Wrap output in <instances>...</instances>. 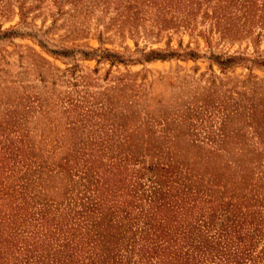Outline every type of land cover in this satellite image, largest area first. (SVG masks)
Listing matches in <instances>:
<instances>
[{
  "label": "rangeland",
  "instance_id": "rangeland-1",
  "mask_svg": "<svg viewBox=\"0 0 264 264\" xmlns=\"http://www.w3.org/2000/svg\"><path fill=\"white\" fill-rule=\"evenodd\" d=\"M263 261L264 0H0V264Z\"/></svg>",
  "mask_w": 264,
  "mask_h": 264
},
{
  "label": "trees",
  "instance_id": "trees-1",
  "mask_svg": "<svg viewBox=\"0 0 264 264\" xmlns=\"http://www.w3.org/2000/svg\"><path fill=\"white\" fill-rule=\"evenodd\" d=\"M18 141H19V140H18ZM18 148H19V147H18ZM18 148H17V149H18ZM12 151H13V149H12ZM11 154H12V156H13L14 152H11ZM19 162H20V161H19ZM21 162H22V161H21ZM246 264H247V263H246ZM250 264H264V261H263V262H259V263H252V262H251Z\"/></svg>",
  "mask_w": 264,
  "mask_h": 264
}]
</instances>
